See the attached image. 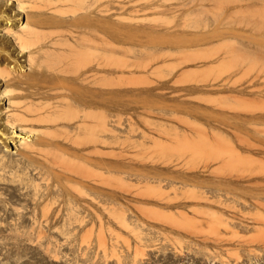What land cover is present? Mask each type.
Returning <instances> with one entry per match:
<instances>
[{
  "label": "rangeland",
  "instance_id": "374dc122",
  "mask_svg": "<svg viewBox=\"0 0 264 264\" xmlns=\"http://www.w3.org/2000/svg\"><path fill=\"white\" fill-rule=\"evenodd\" d=\"M87 1H89L88 3L90 4L94 0ZM103 1L104 7L107 8L104 19L106 25L103 29V35L105 37L103 44L107 45H103L104 47L101 50V53L103 52V54H101V60L103 59L102 68H104V73L102 72L103 77L99 82H95L96 79L93 78L92 81H94V83L91 82L92 85H89L92 86L93 90L97 89L99 92L101 91L100 95L102 96L101 99H103L102 105L104 106L105 112L104 127L106 130H104V137L106 136L105 140H107L105 144L102 145L103 148L101 147V153L103 154L101 155L100 153L99 156L104 158L102 159L105 160V164L110 161L107 164L111 166L122 164V167L124 165L122 168L123 171L116 172L117 170L112 169L110 166V169L114 172L112 173L110 169V171L105 170V175H100L99 180L96 173L90 169L86 171L84 169L82 174L83 168L78 163L77 166L76 162H74L75 164H69L67 161H61L53 156H48V159L49 157L51 160L53 159L52 161L56 171H61V168L67 166L71 169L69 172L70 174L74 169L75 171H79L80 168L81 172H79L81 174H77L78 172L76 171V173L73 172L74 176L77 177L78 175L83 179L85 178L84 184L88 182L87 184L89 186L91 185L90 187L94 185L97 189L102 188L101 192H104V194H102L105 196L104 198H106L103 202H105V205L108 202L106 206L115 207L118 205L117 207H120L123 205L122 203L124 201V208L127 207L128 209L130 205L131 208L133 207L132 211L140 207L138 203H142L143 200L146 199L147 194L151 197L149 194L151 193V200H154L155 198L153 197L159 193L158 190H156L158 193L156 191L153 192V189L150 191L151 188L141 190V187L143 188L144 185H139L143 182L139 180H142L140 179L142 176L150 174L148 168L152 172L151 175L154 172H166L167 169V172L163 174L171 172L169 175H173V173L178 174L180 171L186 170L187 173L189 172L188 174L191 173L193 175L197 173L198 175L202 174L203 176L209 177L215 176L216 174L217 176L234 178L236 182L239 181L241 183H237L239 188L242 185L241 189H246V192H243L244 195L247 191L249 193L253 189L250 188L252 186L248 185V182L253 181L252 183L254 184L255 182H257V184L261 183V188L258 187L260 188L259 191L254 184L253 190L255 191V188H257L256 192H261L263 188L262 192L264 193V0H119L118 2H120L121 7L117 8L118 10L115 9V11L113 9L114 6L111 7L114 5L112 4L113 0ZM94 2H92V4ZM92 4L91 7H94L95 5ZM109 6L114 13L118 11V15L114 14L116 18L113 16ZM109 14L112 19H110L111 17H109ZM94 32H92V34ZM90 37L93 38L92 35ZM91 50L96 51L95 49ZM94 51H91V53L89 52L91 54L88 56L90 60L88 59L89 62L87 61L88 68H91L90 71L93 70L92 67L95 65L93 55L97 52ZM96 55L98 56V53ZM94 59L96 61L97 57L94 56ZM47 61L44 62V64L46 63L45 66L42 65L40 68L43 69V71L45 68H48V70L59 68L57 63L52 64L49 60ZM93 96H95V94ZM88 97L92 98L91 94ZM94 100L95 99H93V101ZM90 103L93 108L94 105L92 106V102ZM105 110L108 111L106 112ZM195 111H200V115L195 113ZM201 112L206 115L201 114ZM209 113L210 115L211 113L212 115H216H213L212 118L209 116ZM219 114L220 116L217 117ZM225 115L227 116L226 120H224L226 117ZM221 116L222 118L220 119ZM214 118H216L217 121ZM195 120H198V122H195ZM219 120L221 121L219 122ZM229 121H231V123ZM212 128L214 130H212ZM58 131L59 133H54L55 131H52L54 134L51 133L50 136L52 135L51 137L53 138L55 136L57 140L61 141L66 134L62 132V134H65V136H62L60 130L56 132ZM94 132L92 131L90 135H88L89 137L87 136L89 139L84 146L85 150H90L89 157H92H90V159L97 157L99 154L94 153V151H96L94 150V146H97L96 144L93 145L95 143V137L97 136V134H95L96 132ZM191 133H193L194 136ZM59 134H61L63 138H59ZM221 134H224V136ZM74 138L76 139V137ZM76 140L73 141L75 144L77 143ZM65 141L66 139L64 142ZM71 141L72 140H67L66 142ZM71 144L72 147L75 146L72 142L68 145L71 146ZM0 145L1 149L3 148L2 151L5 150L9 158L19 159V157H21V155L17 153V148L14 143H10L7 147H4L1 143ZM92 151L93 153H91ZM1 153L3 152H0V154ZM8 157L6 158L8 159ZM2 158L3 157H0V168L2 167L0 169V204L10 209L17 205L24 206L22 211L28 218V221L26 226H21L22 229L21 227L17 229L16 227L13 228L11 223H8L9 225H4L7 221L3 223V225L0 224V226L4 227L0 232L1 244L3 243L4 245V242L7 241L9 244L5 243V245L16 248L18 244L16 246L14 245L19 241L20 245H24V250L22 246L19 248L23 250L21 251L22 253L17 249L18 252L16 253V250L15 253L9 257H5V255L2 254L3 252H0V264H135L136 262L137 264H142L141 262H143V264H232V262L236 260L234 256L230 257L227 254L224 255V253L223 256L228 259L226 261L221 259L223 257L222 255L214 256V258L213 255L209 257L208 251L206 252L204 250V254L203 249L198 250V255L195 248L191 249V247L185 246L188 245L186 243L183 245L188 252L187 255L185 254L178 258L176 256L166 257L167 253H171L172 250H169L171 247L164 240H159L161 244H164V247L158 243V245L155 246H148L145 248V250L147 249L146 251L144 249V251L139 249L140 251L138 250L139 252L137 251V254H134L135 248L133 245L128 248L126 244V238H130L129 243H133L134 237L129 231L122 227V237L120 239L122 244L119 242V246L115 250V253L109 251L110 254L108 252L107 256H104L103 254L105 253L101 251L102 248L99 249L98 247L99 239L102 240L101 234L103 233L99 228L97 219L94 226L87 222V225L85 224L84 226L75 228L76 226H73V224L70 225L68 223V225H66V221H64L65 223L62 222V220H65V215L61 220V216L60 219L58 218L59 214L57 216L59 223L57 222L55 224V226L59 227L55 228L54 226V228H48L45 226V232H43L45 234L43 236V233H37L38 227H36L35 231L33 219L31 220V215L33 214L32 209L35 210L38 208L36 204V207L33 208L37 200L30 197L31 195H35L34 193H37L35 190H39L38 193H41L44 189V192H50L53 189L52 192L60 197L57 202L62 205L64 203L63 200L66 199L65 196L68 197L67 193H69V196L73 195L71 197L72 199L80 195L77 199H81V202L85 199L91 202L92 196L95 194L97 195V189H94V194H91L94 186L89 188L86 184L85 188L88 190L91 189L87 191V193L88 195H92V198L89 197L90 195L87 196L86 194V196L83 195V197L78 189L73 187L71 189L70 185V187L68 186L69 188L66 187L67 184L62 183L61 180L59 181L54 175H51L50 179L47 178L43 180V177L36 178L39 180V183L38 180L34 182L36 185L32 183L29 184V182H33L30 181L33 173L31 166L26 169L22 166L17 167V171L16 168H12L11 170L7 167L9 170H6V167L4 168L3 165H5L7 159H4L5 157ZM119 161L120 163H118ZM112 162L113 164H111ZM55 163L58 164L55 166ZM107 164L106 169L109 168ZM131 164L132 168L134 167L133 165H138L133 168L135 169L134 173H137V175H134L133 169L129 168ZM30 167L31 169H28ZM143 167L146 170H140ZM188 167L191 170L186 169ZM127 168L128 170L130 169V171L126 173L124 169ZM137 169L140 170V172H137ZM172 170L175 172H172ZM24 172L27 173L25 174ZM128 173H130V175ZM138 173L141 174L139 175ZM82 175H85V177ZM78 178L79 177H77V179ZM96 179L99 182L101 181V183L96 181ZM245 180L248 181L246 182ZM128 183L130 186H128ZM99 185L101 186L100 188ZM134 185H137L136 188L139 189H135ZM239 188L238 191H242ZM69 189L71 190L69 191ZM129 189L130 191L127 192ZM138 190H140V194H143L144 197L137 193ZM105 192H108V194H105ZM14 193L15 195L17 193L22 195L19 198L17 196L18 194L16 197L13 196ZM165 193L168 194L171 192L168 191ZM243 193L241 196H243ZM248 193L246 194L247 196L244 197H248ZM159 195L162 197L164 193L158 194L157 196L159 197ZM106 196H108V198ZM149 197L148 199H150ZM157 198L155 200H157ZM110 199L113 200L111 201ZM140 199L142 200L141 202ZM74 200H76V198ZM95 201L96 200L93 199V203L91 202L90 209L96 203ZM84 202L86 204L87 201ZM111 203L115 206H110ZM55 204L53 208L57 207ZM97 205L101 206V204L96 203L95 206L98 208L99 206ZM95 206H93V211L96 209V211L100 213L101 211L106 213L105 208L100 211ZM100 208H102V206ZM131 208L129 209L131 210ZM14 212L16 213V211ZM15 213L7 216L0 211V214L5 218L8 217L7 219L9 222L11 218L16 216ZM50 213H52V211ZM101 214H103V212ZM2 215L0 217H3ZM104 215L106 217L108 216L107 213ZM4 217L2 219L0 218V220H4ZM62 224H65V226H62ZM192 225L193 224H190L187 227L190 230L192 229V231L196 229V232L200 230L197 225H194V227H192ZM11 227L15 229V231ZM29 227L32 229H29ZM214 228L215 227H212L204 231L201 230L200 233L205 231L210 232V234L206 232L205 234L210 238L213 236L215 237L218 229ZM19 229L21 230L18 231ZM222 229H220L221 231H219V233L222 232ZM214 230L217 231L215 232ZM251 232L252 234H254L253 232H255V234L259 233L254 230ZM128 233L129 235H127ZM227 233L226 231L225 234ZM250 233L249 237L252 239L254 238L257 240L259 237V240H264V231L260 233L261 236L257 234L255 237H252ZM39 235L42 236L39 237ZM226 236L227 235H225V237ZM3 239L4 241L2 242ZM29 239H33V241L39 240V242L34 241L33 243ZM51 239L54 241L60 240L64 244H62L61 247L55 248L57 246L54 247L53 243L51 245V243L48 242V240ZM52 240L51 242H54ZM48 243L50 244L49 248H51L53 252L57 249V255L52 256L51 254L54 253H52L50 249L49 251L43 250L44 246L47 247ZM156 246L157 250L155 249ZM158 246H161V248ZM260 246H262V249L255 254L256 256L254 254L247 256L249 254L246 253L243 255V253H241L243 259L240 257L238 259V264H264V243L261 242ZM29 247H31L32 250H30ZM41 248L44 252L40 250ZM25 249L27 251L24 253ZM165 249L167 251H165ZM163 251L167 253H163ZM96 253L97 255H95ZM133 254L136 256V259L139 257L138 260H141V262L134 260ZM40 257H43L44 260ZM215 257H218L217 261ZM228 257L235 260L229 259Z\"/></svg>",
  "mask_w": 264,
  "mask_h": 264
},
{
  "label": "bare ground",
  "instance_id": "6f19581e",
  "mask_svg": "<svg viewBox=\"0 0 264 264\" xmlns=\"http://www.w3.org/2000/svg\"><path fill=\"white\" fill-rule=\"evenodd\" d=\"M94 1H92L94 2L93 4L91 1H90L91 3L89 4L88 3L89 1L87 0H44V1L0 0V141H3L0 143L3 144L4 147H7L10 143L11 144L14 143L17 148V153L21 155V157L17 156L19 157V159L9 158L6 155L5 150L2 151L3 148L1 149L0 147V152H3L0 154L1 155L0 157L3 158L5 157L4 159H7L6 157H8L7 161L6 160H5L6 162L4 161L5 165H3L4 163L2 165L4 166V168L6 167L5 168L6 170L9 169L12 170V168L13 169L16 168V171H17V167L22 166L23 168L26 169L27 167L31 166L33 173H32V177L30 178L31 179L30 181L33 182H29V184L32 183L33 185L35 184L34 182L38 180L36 178L43 177L42 179L44 180L47 178L50 179V176L54 175L55 177L58 178L59 181L61 180L62 183L67 184L66 187L70 185L71 189L72 187L78 189V191H80L79 193L82 194L81 196L83 195L89 196L90 194L88 195L87 191L91 190L85 188V185L88 183L85 182L84 184V180L86 179L85 178L83 179L82 177L77 175L81 172V169L78 167L80 172L76 170L78 172L76 174L77 177H79L78 179L73 174V172L76 173L75 169L74 171H71L70 173L71 175H70L69 172L71 169L68 168L66 165H65L66 167L61 168L62 169L61 171L60 170L56 171L54 167V163L52 161L53 159L51 160L50 157L48 159V156H53L54 158H57L61 161H67L69 162V164L71 163L73 164L74 162H76V165L78 163L80 164V166H82L83 168L81 172L82 174L84 169L85 171L90 169L96 173L98 178L100 175L104 174L105 170H109L111 166L110 164L109 165L107 164L110 161L108 162L106 161L107 162L106 164L109 166V168L106 169L107 167L104 162L105 160H103L104 158L99 156L103 148L102 145H104L105 141L107 140V139L105 140L106 136L104 137V130H106L104 127L105 112H104V106L102 105L103 99H101L102 96L100 95L101 91L99 92V90L97 89L93 90L92 86L89 85V84L92 85V83H94V81H92L93 78L96 79L95 82H99L103 77V73H104L103 72L104 68H102L103 59L101 60L102 58L101 54H103V52L101 53V50L105 45H107V44L105 45L103 44L105 38L103 35L104 34L103 29L105 28L104 26L106 25L104 19L106 16L105 13L107 8L104 7L103 0H94ZM118 1L119 0L112 1L113 2L112 4L114 5H112L111 7L114 6L113 8L114 11L115 9L121 7L120 2ZM91 4L95 6L91 7ZM111 12L113 13V16L114 14L118 15L117 13L118 11L114 13L113 10H111ZM109 17H111L110 14ZM110 19H112V17ZM92 32H94L95 34L93 33L94 34L93 35ZM91 35L93 38L90 37ZM91 49H95L96 51ZM91 51L98 53L97 56L96 55L97 53L93 52L94 53L93 60L95 62V65L94 67H92L93 69L92 71H90L91 68L89 69L87 65L88 59L90 60L88 56L91 55L90 54ZM94 56L97 57L96 61L94 59ZM47 60H49V62L52 64L57 63L59 68L57 67L55 68V70L52 69L48 70V68L47 69L45 68L46 70L44 69V71L43 69H40L42 65L45 66L46 63L44 64V62ZM90 94L91 97L95 94V96L92 97L93 99H95L94 100L95 103L92 98L88 97L90 96ZM90 102H92V106L94 105L93 108L91 107ZM199 112L195 111V113L200 115ZM203 112H201V114H204ZM213 115L212 113L211 115L209 113V116H211L212 118ZM218 116H220V114L217 115V117ZM221 118L222 116L220 117V119ZM226 118L227 116L225 117V119L223 116L224 120H226ZM220 121L221 120H219V122ZM195 122H198V120H195ZM229 122L231 123V121ZM213 128L212 130H214ZM57 130H60L61 134L62 132L66 134V136L65 134H62V136H65L64 138L66 139V141L72 140L71 142L74 143L75 145L73 146L74 148L72 147V144L71 146L68 145L71 142L65 141L67 144L64 142L65 139L61 136V134H59L60 135L59 138H63L64 139V140L62 139L63 141L57 140L54 135H53L54 138L51 137L52 135L50 136V134L53 133L54 131H55L54 133H59V131L56 132ZM90 130H92L93 132L95 131L96 133L95 132L94 133L97 134L96 137L94 135L96 139H95V143L93 144V145L96 144L97 146H94L95 149L93 147L92 148L96 150L94 151V153L96 154L99 153L98 156L94 157L93 159H90L91 156L89 157L90 150H85L84 148V146L86 145L85 143L89 139L87 138V136L90 135V133L92 132ZM191 134L194 136L193 133ZM222 136H224V134ZM74 137H76L77 140ZM75 140L77 142L76 144L75 142H73ZM91 153H93V151ZM102 154L103 153H101V155ZM118 163H120V161ZM57 164L55 163V166ZM111 164H113V162ZM125 164L127 165V162ZM121 165L122 164L117 166L112 165L111 168L117 170L116 172L123 171L122 168L124 165L122 167ZM133 166L135 167L138 165H133ZM7 167H9V169H7ZM31 167L28 169H31ZM129 168L133 169L132 164ZM112 169L110 170L113 173L114 171ZM138 169L137 172H140V170H143L144 167L141 168L140 170ZM186 169H189V167ZM124 170H126V173L130 171V169L128 170V168ZM134 170L135 169L132 170L133 173L135 172ZM148 170L150 171V174L145 175L143 173L145 176H142V178H140L142 180H139L141 182L143 181L142 183L139 182L140 183L139 185L143 184L144 187H146V188L141 187V190L151 188L150 191L152 189L153 192L158 190L159 193L157 191L156 192L158 194L164 193V196L160 197L159 195L160 197L159 198L157 196L158 194L156 193L157 194L156 196L158 198L156 196L153 198L155 199L157 198V200L155 199L151 200L152 197L151 193H149L151 197H149V195L147 194L146 199L143 198L144 199L142 202L143 204L138 203L140 207L138 206L139 208L136 209L138 211L135 210L136 212L134 211V209L132 211L133 207L131 208L130 205L129 208H131V210L129 208L127 209V207L124 208L125 206L124 201L122 203L124 206L121 204L122 206L117 207L118 205L115 206L112 205V203L110 204V206L112 205L115 207L106 206L108 202L106 203V205L105 202H103V200L104 199L106 200V198H104L105 196H103L104 192H101L102 188L97 189V187H95L94 185H93L94 187L92 186L93 187L92 188L90 187L91 185L89 186L87 184L88 185L87 187L93 189V192L92 193L90 192L91 194H94V189H97V192L95 191L97 195L96 194H95L96 196L90 195L89 197L91 196L93 197V198L91 197L92 200L91 199L90 200L93 203V199H94L96 200L95 201L96 203L101 204L102 208H100L101 207L100 205H97L99 206V208L96 207L95 206L96 203L93 206H95L100 211L105 208V211L108 215L107 217L104 215L106 214L104 211H101V213L103 212V214H101L100 212L96 211V209H94L95 211H93V206L90 209L91 202L89 200L85 199L84 201L87 202L89 201L88 203L86 202L85 204L83 200L81 202V199H77L79 198L80 195L78 197L74 196L76 198V200H74L75 198L74 199L71 198L73 195L69 196V193H67L68 197L65 196L66 199L63 200L64 203L61 205V203L57 202L60 199V197H58L57 194H54L52 192L53 189L51 191L48 189L50 192H44L45 189L43 187L44 190L41 193H38L39 190H35L37 193H34L35 195L30 196L32 197V199L37 200V203L35 202L33 207L35 208L37 206L38 207L36 208L37 211L36 209L35 210L32 209L33 214L31 215L32 216L31 220L33 219L32 221L34 223L35 231H36V227H38L37 233L42 234L43 232H45L44 230L45 226H47L48 228L51 227L54 228L55 224L57 222L59 223L60 216L62 220V217L64 215H65L64 217L65 220H62V222L66 221L67 222L66 225H68V223L70 225L73 224V226L74 225L76 226L75 228H78L79 226L80 227L84 226L87 222H89V224L91 225L93 224L92 226H94L95 221L97 219L99 228L103 233L101 234L102 240L99 239L98 247L99 249L102 248L101 251L105 253L103 254L104 256L105 255L107 256V253L109 251L115 253V250L119 246V242L122 237L121 227L129 231L134 237V238L132 237L133 241L131 240L133 243H129L130 238L128 239L126 238V244L128 248H130L132 245L135 248L134 254H137V251L139 249L145 250V248H147L148 246H153V245L155 246L158 245V243L161 244L160 241L164 240L167 244L170 245L171 248L169 250H172L171 253L165 252L167 251L166 249L165 251H163V253H167L166 257L176 256L178 258L185 254L187 255L188 252L184 247L185 245L184 243H186L188 245L185 246L189 248L191 247V249L195 248L197 254L199 252L198 250L200 249H203V252L204 250L206 252L208 251L209 257L213 255V258L214 256H221V255L223 256L224 253V255L227 254L230 257L234 256L236 260L230 257L228 258L235 260L234 262H232V264H238L239 261L238 259L242 255L241 253H243V255L247 253L249 254L247 256H251L253 254L254 255L257 254V252L260 251V249H262L260 243L261 242L264 243L263 239L259 240L258 237V239L255 240L254 238L252 239L251 237H249V233L252 230L259 232L256 234L255 232H253L254 234H252L251 232L250 234L252 237L257 236V234L261 236L260 233L264 231V193L262 192L263 188L261 192H256V189L261 186V183L258 182L259 184H257V182L254 181L255 182L254 184L252 183L253 181H251L249 178L251 182H248V185L252 186L250 188L254 189L253 187L254 185H256L257 188H255V191L252 189L249 192L250 194L247 191L249 196L244 197L247 196L246 195L247 193L245 195L243 193L246 189H241L242 185L239 188V185L237 183L240 182L239 181L236 182L234 178H230V177L226 178L225 176L224 177L219 175L217 176L216 174L215 176L213 175L209 177L203 176L202 174L198 175L197 173L193 175L191 173L188 174L189 172L187 173L186 170L184 171L182 169H181L182 171H180L181 173L180 172L178 174L173 173V175H169L171 174V172L167 174H163L167 172V169L166 172L163 173L154 172L151 175L152 173L151 170L149 168ZM173 171L174 170H172V172ZM27 172L24 173L26 174ZM130 173L128 174L130 175ZM138 174L140 175L141 173ZM72 175L76 177L75 178L76 180L73 179L74 177ZM134 175H137V173L136 174L134 173ZM83 177H85V175ZM96 181L98 180L96 179ZM245 181L247 182L248 180ZM99 183H101V181ZM235 183L237 184L238 187L236 186ZM128 186H130V184ZM100 187L101 186L99 185V188ZM136 187L137 185L135 186V189H139ZM238 188L241 189L242 191L240 190L238 191ZM260 188H258L257 190L259 191ZM71 189H69V191ZM128 191H130V189L127 190V192ZM139 191L140 190H138L137 192L138 194H140ZM168 191L171 193L168 194L165 193ZM242 193L243 196H241ZM105 194H108V192L107 193L105 192ZM16 195L15 193L13 194V196L15 197ZM21 195L18 194L17 196L20 198ZM140 195L144 197L143 194ZM108 196L106 197L108 198ZM148 197L150 199H148ZM141 201L142 200L140 199V202ZM54 204L57 207L53 208ZM23 207L24 206L17 205L11 208L12 209L11 210L9 207L0 204V211L7 216L12 215V213L14 214L15 213L14 211H16L15 213L16 216L11 218L10 222L7 219L8 217L5 218L2 214H0V216L2 215L5 218L4 220H0V224L3 225V223L7 221L4 225L11 223V226L13 225L12 227L13 228L16 227V229L21 226L22 227L26 226L28 218L26 217V215L23 214L22 211L24 209ZM51 211L52 213H50ZM57 216L59 219L57 218ZM104 216L107 219H105ZM3 217L0 218L2 219ZM190 224H193L192 227H194V225H197V227L200 229V230L198 229L199 231L197 230L199 233L196 232V229L195 230L193 229L194 231H192V229L190 230L187 227ZM62 226H65V224L64 225L62 224ZM56 227L59 226H55V228ZM212 227L218 229V232H216L217 230L216 231L214 230L217 233L216 235L214 234L215 237L213 236L212 238H210L207 234H205L206 231L200 233L201 230L202 231L206 229L208 230L209 228ZM3 228L4 227L0 226V232L3 230ZM21 229H19L18 231H20ZM29 229L32 228L29 227ZM220 229H222L221 233L224 234L219 233V231H221ZM13 230L15 231V229ZM226 231L228 232L227 234H225ZM206 233L210 234V232H206ZM44 234L45 233H43V236ZM127 235H129V233ZM225 235L227 236L225 237ZM40 236L42 235H39V237ZM51 240H48V242H50L51 245L53 243L54 247L57 246L55 248L61 247V245L64 244L60 240H55V241L52 240L54 242H51ZM3 241L4 239L2 240V242ZM30 241L34 243L35 240L33 241L32 239ZM37 241L39 242V240H36L35 242ZM5 243L9 244L7 243V241L4 242V245ZM4 245L3 243L1 244L0 242V252H3L2 254H4L5 257H9L13 253H15L17 249L20 250L19 248H21L20 246H22V244L20 245L19 241L18 243L16 242V244L14 245V246L17 245L16 248L9 247V245L8 246L7 245L4 246ZM48 245L47 247L44 246L43 250L49 251L50 249L52 251V249L49 248L50 247L49 243ZM161 246L164 247V244H161ZM161 246L158 247L161 248ZM156 248L157 246L155 247V249ZM26 249L24 253L27 251ZM29 249L32 250L31 247H29ZM18 250L16 251V253L18 252ZM23 250H20V253H22L21 251ZM40 250H42V248ZM56 250L54 252L52 251V253H54L51 254L52 256L57 255ZM95 255H97V253ZM135 257L136 256L134 255V260L141 262V260H138L139 257L138 259H136ZM215 258H216L215 260L217 261L218 257ZM221 259L223 261L228 260L224 256ZM241 259L243 258L241 257ZM42 260H44V258ZM141 263L143 264V262ZM135 264H137V262Z\"/></svg>",
  "mask_w": 264,
  "mask_h": 264
}]
</instances>
